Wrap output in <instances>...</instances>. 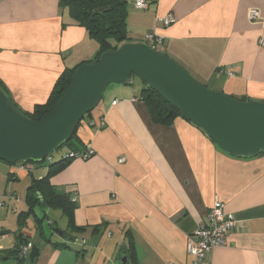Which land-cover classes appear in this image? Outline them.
<instances>
[{
    "label": "crops",
    "instance_id": "0c3cea01",
    "mask_svg": "<svg viewBox=\"0 0 264 264\" xmlns=\"http://www.w3.org/2000/svg\"><path fill=\"white\" fill-rule=\"evenodd\" d=\"M126 1L128 43L158 48L214 91L264 102V0H146L144 10ZM252 9L259 12L254 21ZM169 15L174 23L166 26ZM148 33L159 42L146 43ZM98 50L59 0L0 2V83L24 113L45 104L59 77L93 61ZM143 88L134 81L109 86L73 139L94 155L50 176L53 197L72 208L71 224L59 207L39 204L35 216L27 215L25 199L0 215L7 231L0 236V264H121L122 253L128 264H192L187 237L206 221L215 199L236 225L208 264H264V153L233 158L181 118L155 124ZM7 172L28 188L48 169ZM20 238L37 256H19Z\"/></svg>",
    "mask_w": 264,
    "mask_h": 264
},
{
    "label": "water",
    "instance_id": "95a60500",
    "mask_svg": "<svg viewBox=\"0 0 264 264\" xmlns=\"http://www.w3.org/2000/svg\"><path fill=\"white\" fill-rule=\"evenodd\" d=\"M132 76L221 152L240 159L264 153V102L241 101L209 90L166 55L145 43L127 42L102 53L94 63L78 66L55 108L39 120L24 115L0 85V162L9 166L43 163L71 140L109 86L125 85ZM120 262L128 264L125 253Z\"/></svg>",
    "mask_w": 264,
    "mask_h": 264
},
{
    "label": "trees",
    "instance_id": "16d2710c",
    "mask_svg": "<svg viewBox=\"0 0 264 264\" xmlns=\"http://www.w3.org/2000/svg\"><path fill=\"white\" fill-rule=\"evenodd\" d=\"M59 7L61 9H67L74 22H76L80 27H83L88 32L89 36L96 40L99 44V50L93 61L88 63L96 62L102 53L115 51L119 46L127 43L128 37L125 21L127 15L126 0H59ZM76 68L65 71L59 77L45 104L37 105L31 113L21 112L35 121L39 120L45 114L51 112L55 108L58 100L62 97L64 91L67 89L70 79L73 76ZM127 84H132L131 78L125 85ZM0 85L2 86L1 83ZM143 87L142 99L145 102L149 115L155 124L170 126L175 119H183L172 106L168 105L160 96L148 88L144 83ZM75 133L71 140L66 143L68 150L61 153L60 160L58 162H53L50 158V161H48L46 165L48 174L40 180H33L31 186L27 188L25 197V201L29 207L28 211L26 212L27 215L35 216V205L40 204L42 207L49 206L52 208L59 207L63 209L69 218L70 224L72 223V208L70 204L68 205V203H59L60 201L53 197L51 194L49 178L51 175L62 170L71 161L62 160V157L65 154L68 152L82 151V149L76 148L74 145L73 139L75 137ZM11 167H16V165ZM28 175L31 176L32 174ZM5 234H7V231L0 229V236ZM28 243L31 242L26 238L19 239V243L17 244L18 254L19 249ZM30 251H32L33 257L37 256L38 253L35 250L33 244Z\"/></svg>",
    "mask_w": 264,
    "mask_h": 264
},
{
    "label": "built area",
    "instance_id": "2783aa9c",
    "mask_svg": "<svg viewBox=\"0 0 264 264\" xmlns=\"http://www.w3.org/2000/svg\"><path fill=\"white\" fill-rule=\"evenodd\" d=\"M3 0H0V2ZM135 7L137 9L144 10L147 7L146 0H135ZM249 20L254 21L259 18V12L257 10L249 11ZM164 23L166 26L174 23L172 16H168ZM143 40L156 44L159 39L152 33L145 34ZM259 45L264 47V37L259 39ZM153 48V47H151ZM154 49V48H153ZM115 103H113L114 105ZM94 155L93 149L86 147L80 152H68L62 157V160H87ZM124 159H121L122 162ZM46 161H50L48 157ZM33 164H16L19 170H23L28 174L34 172ZM74 203L75 200L72 199ZM2 207V203H0ZM235 220L233 216L225 211V205L222 201L215 199L208 211L206 221L198 225L197 229L187 237L186 242V254L192 258V264H208L207 257L209 253L218 247L226 245L227 234L235 228ZM32 249V244L28 243L19 249V256H25L27 252Z\"/></svg>",
    "mask_w": 264,
    "mask_h": 264
},
{
    "label": "rangeland",
    "instance_id": "374dc122",
    "mask_svg": "<svg viewBox=\"0 0 264 264\" xmlns=\"http://www.w3.org/2000/svg\"><path fill=\"white\" fill-rule=\"evenodd\" d=\"M156 50L159 52V49L158 48ZM195 80L197 81V79H195ZM131 81H134L135 83H138L140 85H143V83L137 77H135V76H132L131 77ZM207 88L209 90L214 91L213 89H211L212 87H210V86H208ZM86 117L83 120H85ZM66 150H68L67 144L63 145L58 150L54 151L49 156V158H51L53 162H58L60 160L61 153L64 152V151H66ZM47 163H48V161H44L41 164H33V166H34V172H37L35 174L38 175V172H39V174L43 173V171L46 170ZM36 166H38V167H36ZM9 168H11V166L6 165L5 163L0 162V203H2V207H0V215H1V217L5 216L6 212L8 211L7 209H8L9 206H10V208H11V206L13 204L15 206H18V203H19L18 201H20V200H21V203L23 204L24 203L23 201H24V199L26 197V192H27V189H26L27 187H25V185L23 184V182H25V181L22 180V184H20V182H16V181H12L11 182L10 180H8V175H7L8 172H7V170ZM29 179H31V177ZM11 185H15V187L14 188H11L12 187ZM5 191H6V194H5ZM6 224H8V220L6 221ZM43 224H44V231L47 232V233H49V227H47V225H46L45 222Z\"/></svg>",
    "mask_w": 264,
    "mask_h": 264
}]
</instances>
